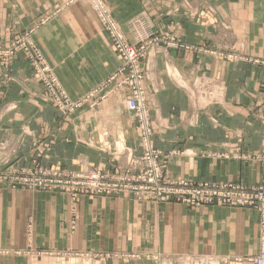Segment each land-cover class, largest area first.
I'll return each instance as SVG.
<instances>
[{"label": "crops", "instance_id": "obj_1", "mask_svg": "<svg viewBox=\"0 0 264 264\" xmlns=\"http://www.w3.org/2000/svg\"><path fill=\"white\" fill-rule=\"evenodd\" d=\"M119 1L105 0L135 43L129 18L140 5ZM183 1L201 5L196 11L183 6L169 17L155 10L142 16L148 29L165 20L181 42L208 51L169 49L149 57L145 93L154 146L169 156L164 167L172 179L256 184L264 69L239 58L264 55V0H157L179 7ZM65 2L0 0V41L32 29L28 39L64 91L81 99L121 64L90 5ZM43 17L47 22L40 24ZM42 92L23 53L9 65L0 63V169L13 164L113 172L124 165L115 160L118 150L128 147L141 156L126 89L90 100L67 118ZM43 141L51 146L41 153L36 147ZM257 222L250 207L191 208L121 193L72 200L58 190L0 184V264H58L43 255H87L91 264H253Z\"/></svg>", "mask_w": 264, "mask_h": 264}, {"label": "built area", "instance_id": "obj_2", "mask_svg": "<svg viewBox=\"0 0 264 264\" xmlns=\"http://www.w3.org/2000/svg\"><path fill=\"white\" fill-rule=\"evenodd\" d=\"M108 30L114 34V46L121 55L122 65L112 76L109 78L108 83L116 81L119 86L130 88V97L127 99V107L130 108L137 118L140 146L143 151L141 161H137V173L130 172L126 175H116L113 178L109 176L96 174L94 178L97 181H89L86 175L87 170L80 173H74L71 170L53 169L46 170L41 166L24 167L16 171L14 177L15 182L24 187L32 189H43L48 191H63L70 195L72 200L76 199L77 190H83L85 193H103L112 195L114 193H131L136 198L142 199L144 197L150 198L153 202L165 201L172 195V198L180 201L185 206H197L204 203H220L221 205L234 206L243 204H261L260 209V227L264 229V145L261 158L263 157V168L261 172L262 181L256 185H242L236 183H219L218 185L210 184L207 182H190L183 179L178 181L169 182L168 178L164 175L157 162L158 153L154 151L150 136L153 133V125L150 122L145 108V93L143 90V82L145 80V73L147 66L141 63V59L145 56V52L152 51L154 46L159 44V38L156 33L153 34L154 38L147 36L138 39L134 44L129 43L118 33V29L113 22H105ZM20 45L27 47L24 41ZM7 51L10 46H6ZM41 59V57H39ZM43 59L39 61L37 66L42 63ZM43 75L41 79L45 83V87L49 91L55 93L53 96L57 99L60 109L67 111H74L80 107L75 105L67 95L58 86L56 81L49 74H44L46 67L42 68L39 65ZM40 79V80H41ZM107 83V84H108ZM106 84L105 89H108ZM99 90L92 91L88 97L93 96ZM95 93V94H94ZM143 101L141 108H138L136 101ZM10 184V183H9ZM13 186L12 184H10ZM15 187V186H14ZM260 249L259 254L254 257L255 264H264V230L259 233Z\"/></svg>", "mask_w": 264, "mask_h": 264}, {"label": "rangeland", "instance_id": "obj_3", "mask_svg": "<svg viewBox=\"0 0 264 264\" xmlns=\"http://www.w3.org/2000/svg\"><path fill=\"white\" fill-rule=\"evenodd\" d=\"M78 1H83L85 3H87V5H90L91 9L95 12L96 14V17H97V20H99L100 22V25H101V28L102 30L105 32V34H107V39H108V42L109 44L112 45L113 49H115V51L117 52L118 56H119V59H120V64L122 65V58H121V55H120V52L118 51V49H116V47L114 46L113 43H115L114 41V34L111 33L110 30H108V27L106 25L105 22H109V20H111L114 25L116 26V28L118 29V33L122 34L123 37L126 39L127 42L131 43L128 38H127V34H125V32L122 30L121 28V24L119 23V21L117 19H115L116 17L112 14L110 8L108 7V5H106V2L105 0H66L65 4L68 5V4H72L73 2H78ZM131 0H121V2H129ZM136 2V4L140 5L139 6V11L138 13H136V15L132 16L131 18H129V24H130V27H131V30L133 32V34L136 35V42L138 41L139 37L140 39L142 38H145L147 36H150L152 37V39L154 38L153 34L156 33V35L158 36L159 38V44L157 46H154V49L152 51H147L145 52V56L141 59V63L146 65L147 66V70H146V73H145V80L143 82V90H144V93L146 92L145 91V81H146V74L148 72V69H149V66H148V59L150 56L154 55L155 53H159L160 50H169V49H175V50H179V51H184V50H195L196 52H199V51H202V52H205L207 49L203 48L202 46H199V47H194V46H190L188 45L187 43H183L179 40L178 36H177V32L175 28H173V25L169 22H165V20L162 21V24H163V27H157L156 29L154 30H150L147 28V26L143 25V24H135L136 22H139V21H144V18L143 17H147L148 18V12L149 11H153L155 10L156 13H161L164 15L166 14L165 16H168L170 15L169 13L171 12H174V11H177V12H181V9H184L183 6H185L186 8H189V11H196V9L198 8L199 5L201 4H191V5H188L186 6V2L183 1V4L179 7L177 6L176 3H172L173 6H170L171 3H166V4H160L157 2V0H134ZM164 0H160V2H163ZM115 6L117 5H121L120 4V1L119 0H113ZM157 4H158V7H157ZM60 9H58L55 13L59 12ZM179 12V13H180ZM183 12V11H182ZM54 13V14H55ZM143 16V17H142ZM186 17H188L189 19H191L192 15H190L189 13H186L185 14ZM169 17V16H168ZM167 17V18H168ZM47 18L43 17L41 18L39 21H40V24H44L46 21ZM150 21L152 22V20L150 19ZM153 23V22H152ZM167 23V24H166ZM135 24V25H134ZM221 25V24H220ZM216 31L218 30V26L215 27ZM32 31L29 30L28 32H25V33H20V35H15L13 36V38L11 39H6L5 41H0V63H2L4 66L6 65H9L12 60L14 59V57L17 55V54H20V53H23L24 56H25V59L26 61L30 64V66L32 67L33 71L35 73H37V76L39 78V81L41 82V87H42V93H43V96H45L48 101L52 102L56 108L60 111L61 115L64 117V118H67V116H70V115H73L74 113H76L78 111L79 108H82V106L85 104V103H88L90 100H94L96 101L98 98L100 99H104V98H107L106 95H111V93H114L115 90H118V89H126L127 90V97H126V108L127 107V102H128V98L130 97L131 93H130V88L127 86V87H124V86H119L116 81H111V83H108L109 81V78H111V76L118 70L120 69L121 67L119 66L116 70H114L112 73H110V75L108 76V78L106 80H104L103 82H101L100 84H97L94 88H92L90 91H88L85 95V97H81V99H72L70 97V95L67 94V92L64 91L63 87L61 86V83L57 80L54 72H53V68L51 66H48L47 62L45 61V58L43 56V54L41 53V51L38 50L37 46L34 45L33 42H31L27 35L28 33H30ZM219 36V35H218ZM24 41L25 45L27 47H24L22 45H20V42ZM134 44V43H132ZM9 45L10 46V50L7 51L6 49V46ZM208 52V51H206ZM39 57H41V59H39ZM42 61L41 66L42 68H45L46 67V70L44 72V74H49L50 76H52L54 78V80L56 81L57 83V86L64 91V93H62V95H67L68 98H70L73 102H80V107L74 109V111H63L60 109V106L58 104V101L56 98H54L53 96L55 95L54 92L52 91H49L47 89V87H45V83L44 81H42L43 79L41 75H43L41 73V69L39 68V65L37 66L36 63H38L39 61ZM240 60H246L248 62H251V63H254V64H257V65H262L263 66V69H264V55L261 57V58H255V57H252V56H245L244 58L240 57L239 58ZM263 75H264V70H263ZM206 77H204L205 79ZM41 79V80H40ZM201 80V79H200ZM203 80V79H202ZM108 83V84H107ZM106 84H107V87L108 89L111 88L109 91V93H106V94H96L93 96L92 94L91 97H88V94L91 93L92 91H96L99 90V91H102V90H106L105 87H106ZM205 88V85L203 86ZM260 90H261V94H262V101H261V106L259 108V120L260 122L262 121L261 125H262V135H263V145H264V77L262 79V82L260 84ZM145 108L147 109V114L149 116V119H150V122L152 123V120L150 118V113H149V108H148V105H147V99H146V93H145ZM140 105L138 108H141V105L143 104V101L140 100L139 101ZM128 110L132 113L134 119H135V122L137 123V118L135 116V113L130 109L128 108ZM153 127L154 126V123H152ZM153 132H154V129H153ZM153 135V133H152ZM152 135L150 136L151 138V142H152V146L154 148V151L155 152H159L158 153V158H157V162L159 163V167L161 168V171H163L164 175L168 178V181L169 182H173V181H178L180 179H176V178H171L167 171H166V167H164V161L167 160V158L169 157L167 154L164 155L163 152H161L158 148H156L154 146V142H153V138H152ZM137 138H138V142H139V147L141 149V156H138V155H135L133 153V151L130 149V148H122L118 151H120V153L117 155V159L116 162H118L119 160H122L124 161V165L122 166H117L116 169L117 170H113V172H105L101 169H96L94 167H83V169H65V168H58V167H53V168H48V167H44L46 170H53V169H63V170H71L73 171L74 173H80L82 172L83 170H87L85 172L86 175H91L93 176V174H101V175H105V176H109L110 178H113L114 176L116 175H126L130 172H133L134 174L137 173V161H141V157L143 156V151H142V148L140 146V138H139V129H138V123H137ZM50 146H51V141H43V142H39L38 143V146L36 147V150H39L41 153H44L45 151L49 150L50 149ZM38 151V153L41 155V153ZM174 153V151H172ZM263 152V150H262ZM172 155V154H171ZM261 155L260 154L259 156H257V158H259V163L261 164V172H262V168H263V157L261 158ZM123 163V162H122ZM33 166H36V165H33ZM33 166H28V167H33ZM40 166V165H38ZM36 166V167H38ZM24 167H27V166H23ZM43 167V166H41ZM22 167L21 166H14L13 164H8V166L0 169V184L1 185H6L8 188H21V189H24L22 186L18 185L16 182H15V175H16V171H18L19 169H21ZM262 175L260 174V181L258 183H260L262 181L261 179ZM87 180L93 182V181H97L96 179L94 178H90V176L87 178ZM184 180V179H183ZM186 181H190V182H207V183H210V184H215V185H218L219 183H226V182H211V181H195V180H186ZM12 184L13 186H11L10 184ZM228 183H236V184H242V185H245V186H248V185H256V184H243L242 182L240 181H231V182H228ZM15 186V187H14ZM28 188V187H27ZM32 189V188H30ZM40 189V188H39ZM39 189H36V190H39ZM40 190H43V189H40ZM45 191H48V190H45ZM63 192V191H62ZM66 193V191H65ZM77 193L76 197H78L79 195H84L86 194L83 190H77ZM68 194V193H67ZM87 194H94V195H104V196H109V195H106V194H103V193H96L95 191L93 193H87ZM114 194H119V193H114ZM112 194V195H114ZM122 194H126V195H131L133 198L135 199H139V198H136L134 195H132L131 193H122ZM69 195V194H68ZM70 196V195H69ZM146 198V197H144ZM144 198L142 199H139V200H143ZM148 198V197H147ZM150 199V198H148ZM168 201H175V202H178V203H181L180 201L176 200L175 198H172V195H169V198L165 201H159V202H168ZM204 204H218L216 202H212V203H204ZM204 204H201V205H204ZM220 204V203H219ZM218 204V205H219ZM261 204L259 203H254V204H243V205H235V206H241V207H250L252 209H255L257 210L258 212V234H257V239H258V248H257V251L254 253V255L251 257V260L253 262V264H255L254 262V257L257 256L260 252H259V249H260V239H259V233H260V229L261 231H263L264 229L262 227H260V224H259V221H260V207ZM199 206V205H197ZM197 206H189L191 208H194V207H197ZM223 206H227V205H223ZM260 255V254H259ZM44 257V260H50L51 262H57L58 264H91L90 262V259L87 255H84V256H70L68 258H64L63 256H55L53 258H49L47 255H43ZM129 258H137V256H133V254L129 255ZM58 259H61L58 260ZM212 259V258H211ZM32 260V259H30ZM35 260V259H34ZM214 260V259H213ZM170 261V260H169ZM168 261V262H169ZM170 263V262H169ZM95 264H97L95 262ZM165 264V263H163Z\"/></svg>", "mask_w": 264, "mask_h": 264}, {"label": "bare ground", "instance_id": "obj_4", "mask_svg": "<svg viewBox=\"0 0 264 264\" xmlns=\"http://www.w3.org/2000/svg\"><path fill=\"white\" fill-rule=\"evenodd\" d=\"M109 21H111V20H109ZM112 22V21H111ZM144 23V21H139V22H136L135 24H143ZM134 24V25H135ZM54 79V78H53ZM72 101V100H71ZM73 102V101H72ZM136 103V105L139 107V105H140V103H139V100L138 101H136L135 102ZM75 105H80V102H75ZM264 121V120H263ZM90 176V178L92 177V178H94L96 175L95 174H93V176H91V175H89ZM94 179H96V180H99V177L98 178H94ZM97 193V192H96ZM254 262H255V259H254ZM205 264V263H204ZM210 264H213V262L212 263H210Z\"/></svg>", "mask_w": 264, "mask_h": 264}]
</instances>
